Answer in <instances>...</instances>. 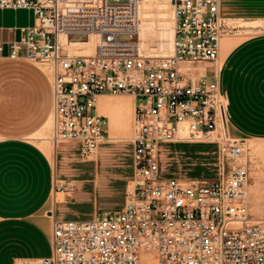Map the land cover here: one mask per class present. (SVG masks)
<instances>
[{
    "label": "built area",
    "instance_id": "obj_1",
    "mask_svg": "<svg viewBox=\"0 0 264 264\" xmlns=\"http://www.w3.org/2000/svg\"><path fill=\"white\" fill-rule=\"evenodd\" d=\"M89 2L0 0L1 9L35 15L18 38L0 39V58L52 65L54 143L79 140L82 156L91 158L108 134L99 95L136 100L134 175L124 206L90 219H55L52 254L39 264H264V218L250 210L247 139L229 133L219 80L190 67L218 59L227 31L221 0H171L173 50L161 56L141 50L140 0H104L79 16L75 4ZM164 142L216 143L217 176L160 177Z\"/></svg>",
    "mask_w": 264,
    "mask_h": 264
},
{
    "label": "crops",
    "instance_id": "obj_2",
    "mask_svg": "<svg viewBox=\"0 0 264 264\" xmlns=\"http://www.w3.org/2000/svg\"><path fill=\"white\" fill-rule=\"evenodd\" d=\"M103 1L75 4L74 9L90 16L89 10ZM172 7L171 0H140L136 10L131 7L141 19L142 51L163 53L172 45ZM220 12L227 31L218 59L192 64L191 70L219 80L231 136L264 138V0H221ZM34 23L30 9L0 8V39H16L22 27ZM88 38L94 43L92 33ZM52 91L53 71L24 72L0 87V264H39L52 254L55 219L84 220L105 209H121L134 175L135 97L99 95L97 112L107 118L108 134L95 154L84 158L79 140L53 142ZM202 144L215 147L210 151ZM213 159L219 171L214 142H164L159 145V175L170 170L164 177L208 178L197 174Z\"/></svg>",
    "mask_w": 264,
    "mask_h": 264
},
{
    "label": "rangeland",
    "instance_id": "obj_3",
    "mask_svg": "<svg viewBox=\"0 0 264 264\" xmlns=\"http://www.w3.org/2000/svg\"><path fill=\"white\" fill-rule=\"evenodd\" d=\"M121 37L127 38L128 35L123 34ZM170 47L171 44L165 51H163V53L167 52ZM149 53L152 55H158L154 52ZM159 56H161V54H159ZM206 66L210 70H213L214 68L209 64ZM32 71H50L52 73L53 70L48 63L43 61H36L27 58H20L17 60L0 58V87H7L8 83L17 81L21 77L22 73ZM252 140L254 142H252L253 144L250 145V142ZM252 140L247 139V144L249 147L248 158L250 163V210L253 218L262 219L264 218V138H254ZM200 146L202 149H207L210 151H212L215 147V145L213 144H202ZM217 171V161L213 159V161H209L206 169H201V172L198 173L197 176H206L208 178H213L216 177ZM168 172L171 171L169 170ZM168 172L163 171L160 177L169 176L170 173ZM194 175L195 174H190V176Z\"/></svg>",
    "mask_w": 264,
    "mask_h": 264
},
{
    "label": "bare ground",
    "instance_id": "obj_4",
    "mask_svg": "<svg viewBox=\"0 0 264 264\" xmlns=\"http://www.w3.org/2000/svg\"><path fill=\"white\" fill-rule=\"evenodd\" d=\"M173 41V40H172ZM172 50H173V42H172V45H171V47H170V49L167 51V52H164V53H157L158 55L159 54H161V55H167V54H170L171 52H172ZM155 55V54H154ZM252 142H254V141H251L250 142V145H252L253 143ZM255 193V192H254ZM260 194V193H259Z\"/></svg>",
    "mask_w": 264,
    "mask_h": 264
}]
</instances>
